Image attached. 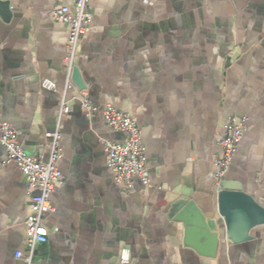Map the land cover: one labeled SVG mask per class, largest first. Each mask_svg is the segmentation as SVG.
Here are the masks:
<instances>
[{
  "label": "crops",
  "instance_id": "obj_1",
  "mask_svg": "<svg viewBox=\"0 0 264 264\" xmlns=\"http://www.w3.org/2000/svg\"><path fill=\"white\" fill-rule=\"evenodd\" d=\"M62 4L72 0H0V120L45 160L65 86L68 29L52 15ZM90 10L76 54L81 86L71 74L70 111L59 126L63 181L43 217L47 239L33 248L23 221L37 190L3 163L0 147V264L27 256L31 264H264V220L230 204L238 238L226 240L214 184L223 126L230 116L245 119L224 180L264 207V0H90ZM42 79L58 91L42 88ZM83 88L95 105L137 121L149 185L135 179L125 191L114 182L102 140L124 135L100 111L85 114ZM183 199L212 230L221 225L213 255L195 248L206 246L203 237L185 234L182 210L173 208Z\"/></svg>",
  "mask_w": 264,
  "mask_h": 264
},
{
  "label": "built area",
  "instance_id": "obj_2",
  "mask_svg": "<svg viewBox=\"0 0 264 264\" xmlns=\"http://www.w3.org/2000/svg\"><path fill=\"white\" fill-rule=\"evenodd\" d=\"M55 19L65 23L68 29L65 66V86L60 93V106L57 111V124L53 131L45 133L48 138V157L45 160L41 154H28L17 137L14 126L6 120H0V147L5 150L4 164L12 163L23 173L30 189H36L28 202V214L24 219L27 245L33 248L37 243H44L48 236V229L43 217L51 210L50 197L56 185L63 181L59 169L62 158L60 121L64 114L70 111L67 91L71 87V74L76 66L78 45L92 23L90 0H72L71 5H57L53 8ZM41 87L57 92L54 81L42 79ZM80 106L87 116L101 112L107 127L124 135L122 142L103 139L102 144L106 154V164L112 172L114 182L125 191H131L135 179L144 185L150 184L149 166L146 159V149L142 141V134L137 121L111 104L101 107L91 102L87 89L83 88L78 96ZM224 133L217 141L221 154L214 159L216 166L214 184L220 188L225 175L231 166L237 148V143L246 129L245 119L230 116L225 122ZM16 257H23L20 252ZM128 252H121V260L126 261ZM25 264H31V257H24Z\"/></svg>",
  "mask_w": 264,
  "mask_h": 264
},
{
  "label": "water",
  "instance_id": "obj_3",
  "mask_svg": "<svg viewBox=\"0 0 264 264\" xmlns=\"http://www.w3.org/2000/svg\"><path fill=\"white\" fill-rule=\"evenodd\" d=\"M3 5H7V3H3ZM72 74L74 81L81 86L79 71L76 67L73 69ZM230 204L233 206H244L252 214L254 213V215L259 216V220H264V207L259 205L252 196L246 193L238 184L223 180L220 184V188L216 192V212L225 217L226 231L224 236L226 240L235 241L238 238L234 235L236 230L233 229L234 220L229 213ZM173 208H179L182 210L180 216L183 222L187 225V227H185V234L187 236L192 235V231H194L197 236L204 238L206 246L202 247L196 245L195 248L201 253L205 252L206 254L213 255L218 247L219 240L223 236L221 225L218 223L217 228L212 230L206 223L205 218H203L196 209L194 203L187 199L179 200L174 203ZM191 216L192 218H190ZM190 225H194V228L189 227ZM246 232V229L242 231L243 238L245 237ZM186 242L189 243L190 241L187 239Z\"/></svg>",
  "mask_w": 264,
  "mask_h": 264
}]
</instances>
